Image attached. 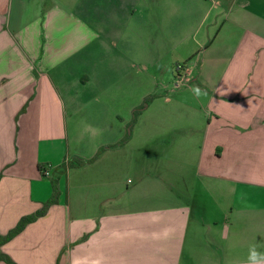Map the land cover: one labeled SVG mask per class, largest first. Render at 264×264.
Wrapping results in <instances>:
<instances>
[{"label":"crops","instance_id":"obj_1","mask_svg":"<svg viewBox=\"0 0 264 264\" xmlns=\"http://www.w3.org/2000/svg\"><path fill=\"white\" fill-rule=\"evenodd\" d=\"M180 52L189 84L163 85L124 142L145 78L173 80ZM76 115L95 133L80 158L108 149L2 247L16 263L245 264L250 246L264 252V0H0L1 235L51 197L38 166L62 164Z\"/></svg>","mask_w":264,"mask_h":264},{"label":"trees","instance_id":"obj_2","mask_svg":"<svg viewBox=\"0 0 264 264\" xmlns=\"http://www.w3.org/2000/svg\"><path fill=\"white\" fill-rule=\"evenodd\" d=\"M181 68H183L184 66H180ZM154 100V97H148L145 99L143 105L136 109L134 111V119H133V124L134 125L138 119V117L149 107V105L152 103V101ZM27 105L23 108L22 112L18 115L17 120L19 121L20 117L22 115H24L27 112ZM130 133L128 134V136L124 139V142H127L130 138ZM108 147H104L103 149H101L97 155L92 158L91 160H86V159H82L80 157H74L71 159H65V161L60 164L57 167L51 168L50 165H39L38 168L42 174L43 177H49L51 176L52 180H51V185H52V195L51 197L43 204L42 208H40L38 211H36L35 213H32L30 215H26L24 217L21 218V220L19 221V223L13 228L11 229L7 234L5 235H1L0 234V262H3L5 264H18L16 263V261L9 256L8 254L4 253L1 249L2 247L11 242L13 239H15L17 236H19L21 233H23L26 228L37 222L39 219L45 217L50 208L56 204L59 203L62 192L60 189V183L61 180L67 176V174L73 170V169H78V168H82L85 167L93 162H95L99 156L105 151L107 150ZM49 172V175H46V173ZM52 172V173H51ZM3 174H1L0 176H2ZM59 264V262H58Z\"/></svg>","mask_w":264,"mask_h":264},{"label":"rangeland","instance_id":"obj_3","mask_svg":"<svg viewBox=\"0 0 264 264\" xmlns=\"http://www.w3.org/2000/svg\"><path fill=\"white\" fill-rule=\"evenodd\" d=\"M180 53L183 55L180 56L181 57L180 58L181 61L179 62L180 64H178V63L175 64V70H174L175 78L173 80H169V81L165 80L163 75H161L158 72L155 74L156 78L154 79V82H152V78H150V79L148 77L145 78L144 83H143L142 92L147 94V93H149V91H152L151 94H149L148 96L146 95L145 98L154 97V99H155V95L157 93L162 92L163 85H165V84H166V87L164 89L169 88L171 90L179 88V87H180V89L181 88L184 89V85L189 84V80L182 78V73L179 75V72H182V71L184 72V69H181L180 66H184L187 62V59L183 58L187 52H180ZM165 72H167V71H165ZM163 80H165L167 82L164 83ZM153 91H156V92H153ZM137 97H138V93L130 92L129 104L131 105L134 101L136 102V100L138 99ZM145 98L140 101V105L137 106L132 111V114L131 113L123 114V116L121 117L122 119L125 120V122L129 121L130 135H131L132 130H133L134 125H135V124L132 125L133 119H134V111L143 105ZM139 100H140V98H139ZM79 117H80V120H79ZM79 117L76 115L70 123V129H71L72 137L74 139H76V138H78V139L73 141L72 137L69 136V141L68 140L66 141V142H69V148L66 150V156L63 158L62 163L65 161V159H71V158H74L77 156L81 157V155H87V156L91 155V150L89 149L86 141H88L91 136H94L95 133L93 132V130H91V128L89 127V124H87L86 122L83 121V118L85 116L80 115ZM103 135H105V133L99 132V136H103ZM82 137L85 139H82ZM129 179H131L133 181L135 179V173L132 174L131 176H129ZM50 180H52V178H50Z\"/></svg>","mask_w":264,"mask_h":264},{"label":"clouds","instance_id":"obj_4","mask_svg":"<svg viewBox=\"0 0 264 264\" xmlns=\"http://www.w3.org/2000/svg\"><path fill=\"white\" fill-rule=\"evenodd\" d=\"M194 94L199 97L202 93L197 88L194 89ZM245 264H264V252L259 251L255 245L250 246Z\"/></svg>","mask_w":264,"mask_h":264},{"label":"built area","instance_id":"obj_5","mask_svg":"<svg viewBox=\"0 0 264 264\" xmlns=\"http://www.w3.org/2000/svg\"><path fill=\"white\" fill-rule=\"evenodd\" d=\"M181 69H182V68H181ZM46 175H49V172H47Z\"/></svg>","mask_w":264,"mask_h":264}]
</instances>
